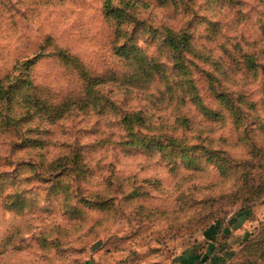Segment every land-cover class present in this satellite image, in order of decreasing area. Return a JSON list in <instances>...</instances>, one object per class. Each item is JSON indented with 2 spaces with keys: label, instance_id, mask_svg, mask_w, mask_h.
<instances>
[{
  "label": "rangeland",
  "instance_id": "rangeland-1",
  "mask_svg": "<svg viewBox=\"0 0 264 264\" xmlns=\"http://www.w3.org/2000/svg\"><path fill=\"white\" fill-rule=\"evenodd\" d=\"M185 260L264 264V0H0V264Z\"/></svg>",
  "mask_w": 264,
  "mask_h": 264
},
{
  "label": "crops",
  "instance_id": "crops-1",
  "mask_svg": "<svg viewBox=\"0 0 264 264\" xmlns=\"http://www.w3.org/2000/svg\"><path fill=\"white\" fill-rule=\"evenodd\" d=\"M113 258H115V256H114ZM112 262H113L114 264H116V262H114V261H112ZM180 262H181V261H179V263H180ZM184 262H185V264H191L188 260H185ZM179 263H178V264H179ZM181 263L184 264L183 261H182ZM154 264H156V263H154Z\"/></svg>",
  "mask_w": 264,
  "mask_h": 264
}]
</instances>
